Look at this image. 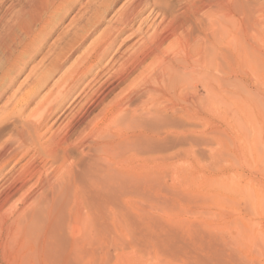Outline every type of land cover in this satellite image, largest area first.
<instances>
[{
  "label": "bare ground",
  "instance_id": "1",
  "mask_svg": "<svg viewBox=\"0 0 264 264\" xmlns=\"http://www.w3.org/2000/svg\"><path fill=\"white\" fill-rule=\"evenodd\" d=\"M83 1L0 0V264L107 260L134 199L202 168L264 54V0Z\"/></svg>",
  "mask_w": 264,
  "mask_h": 264
},
{
  "label": "rangeland",
  "instance_id": "2",
  "mask_svg": "<svg viewBox=\"0 0 264 264\" xmlns=\"http://www.w3.org/2000/svg\"><path fill=\"white\" fill-rule=\"evenodd\" d=\"M126 1L119 0L111 16ZM42 55L25 59L12 92L37 66ZM262 57L264 54H253L250 98L238 92L231 123L222 119L221 131H205L202 168L193 175L191 168L189 176L170 181L168 188L159 193L158 189V194L153 195V208L145 199L142 207L134 199L136 207L125 208L121 214L122 237L108 234L107 260H98L96 264H264V65L259 63ZM238 74L243 75L242 70ZM5 100L0 102V109Z\"/></svg>",
  "mask_w": 264,
  "mask_h": 264
}]
</instances>
